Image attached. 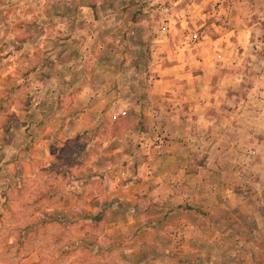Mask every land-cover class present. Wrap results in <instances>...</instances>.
<instances>
[{
    "label": "crops",
    "instance_id": "0c3cea01",
    "mask_svg": "<svg viewBox=\"0 0 264 264\" xmlns=\"http://www.w3.org/2000/svg\"><path fill=\"white\" fill-rule=\"evenodd\" d=\"M200 52L165 66L153 105L129 119L105 106L85 109L77 124L57 109L29 116L26 143L42 149L40 161L28 156V174L56 200L39 212L79 231L72 264H223L257 242L244 230L264 219V56L218 41ZM72 142L82 148L64 168L58 156Z\"/></svg>",
    "mask_w": 264,
    "mask_h": 264
},
{
    "label": "rangeland",
    "instance_id": "374dc122",
    "mask_svg": "<svg viewBox=\"0 0 264 264\" xmlns=\"http://www.w3.org/2000/svg\"><path fill=\"white\" fill-rule=\"evenodd\" d=\"M247 27L255 33L238 35ZM217 41L260 61L264 0H0V264H72L78 253L76 229L39 212L56 200L41 187L45 180L28 174V156L40 161L42 149L35 138L32 148L26 143L29 116L57 109L77 124L85 109L105 106L129 119L136 107L153 105L152 85L168 75L165 66L202 59V45ZM73 142L58 156L64 168L82 148ZM261 221L244 230L257 242L223 264H264Z\"/></svg>",
    "mask_w": 264,
    "mask_h": 264
},
{
    "label": "built area",
    "instance_id": "2783aa9c",
    "mask_svg": "<svg viewBox=\"0 0 264 264\" xmlns=\"http://www.w3.org/2000/svg\"><path fill=\"white\" fill-rule=\"evenodd\" d=\"M192 38H193V39H196V38H198V35L195 33V34L192 36ZM122 114H123V115H126L127 112H126V111H123ZM161 133H162V132H161ZM161 133H160V132L158 133V138H157V141H156V145H157V146H159V145L161 144V135H162ZM151 171H152V170L149 168V169H148V172H151ZM125 174H126V172H124V171L121 172V174H120L119 177H118V180L121 181L122 178L125 176Z\"/></svg>",
    "mask_w": 264,
    "mask_h": 264
}]
</instances>
